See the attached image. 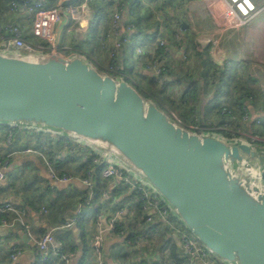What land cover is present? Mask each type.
<instances>
[{
    "label": "crops",
    "instance_id": "0c3cea01",
    "mask_svg": "<svg viewBox=\"0 0 264 264\" xmlns=\"http://www.w3.org/2000/svg\"><path fill=\"white\" fill-rule=\"evenodd\" d=\"M13 1L22 0H0V41L8 36L5 28L9 22L22 28L26 40L35 44L43 43L34 37L32 22L24 10L10 12V2ZM44 1L48 8H54L61 4H78L81 0ZM149 1L151 0H124L128 10L124 12L119 36L112 35L104 41L105 34L111 29L116 4L114 0H95L92 4L94 18L89 34L78 33L73 23L65 21L58 31V34L61 33L57 41L59 53L65 56L80 54L90 65L105 69L111 63L115 42L120 41V37H128V43L121 42L116 61L124 76L138 84L140 77L151 76L145 64V61H151L152 56L147 54L154 38L151 32L164 30L166 25L169 30L170 22L174 23L171 30L176 31V21L180 23L185 19L186 22L180 23V41L174 42L168 39L170 36L167 39L165 37L168 47L163 58L166 67L171 66L174 72L180 67H177L178 62L182 66L189 60L193 62L196 71L192 77L199 83L196 97L199 105L195 111L206 116L213 124L218 122L215 120L220 119L222 123L246 113L248 116L253 114L258 121L264 122V118L258 117L260 113H264V0H253L258 9L257 14L240 29L226 32L215 45L208 43L215 37L212 36L214 29L211 21L205 14L204 0H179V6L182 7L180 16L169 12L171 14L168 17L164 14L166 21L161 20L154 28H144L143 25L147 23L146 15L143 10H139L138 5ZM192 1L196 3L194 7L191 5ZM168 18L170 21H167ZM128 27L131 30H127ZM137 46L142 47L145 52L143 55L137 53ZM8 51L19 53L14 48ZM183 59L188 60L184 62ZM169 71L167 69V73ZM174 72V76L172 72L168 73L165 82L166 86L177 88L179 83H176V79L181 75ZM183 73L190 75L186 68H183ZM253 101L259 102L254 104ZM247 102L252 108L246 111ZM250 119L256 121L251 116ZM248 120L246 118L245 121ZM222 132L236 137L231 141L233 143H264L259 140L249 143L243 140L246 134ZM68 137L63 138L56 133L40 135L24 126L0 124V173L3 174V178H0V203L10 202L20 209H26L29 224V231L20 224L0 228V264H46L40 258L34 241L47 232L54 234L52 250H61L59 256L53 254L51 264H141L145 261L155 264L159 254L153 244L145 239L141 247L137 248L135 240L131 245L126 235L135 228L147 225L146 217L154 212L146 213L142 203L137 201L136 192L130 186L124 185L119 178L105 180L97 177L92 195L84 183L92 163L87 158L88 153L97 157L108 156L128 166L98 147L69 135ZM43 143L54 146V154L49 155L53 162V172L41 157L20 152ZM78 143L89 152L76 146ZM255 149L262 150L258 147ZM62 178L68 180H59ZM134 178L137 179L136 176ZM137 180L141 185L157 192L151 185L142 183L139 178ZM83 204V209L79 212L80 205ZM2 217L0 214V219ZM74 218H78L76 223H73ZM112 223L117 226L118 231H110ZM98 234L103 238L100 252L94 248V240ZM14 247L25 250L16 263L10 257V250ZM63 256L69 260L65 261ZM214 261L215 259L213 264ZM224 262L227 261H217L215 264ZM161 264L176 262L165 259Z\"/></svg>",
    "mask_w": 264,
    "mask_h": 264
},
{
    "label": "water",
    "instance_id": "95a60500",
    "mask_svg": "<svg viewBox=\"0 0 264 264\" xmlns=\"http://www.w3.org/2000/svg\"><path fill=\"white\" fill-rule=\"evenodd\" d=\"M0 124L104 150L146 179L216 256L264 264V150L193 133L129 82L58 52L0 51Z\"/></svg>",
    "mask_w": 264,
    "mask_h": 264
},
{
    "label": "built area",
    "instance_id": "2783aa9c",
    "mask_svg": "<svg viewBox=\"0 0 264 264\" xmlns=\"http://www.w3.org/2000/svg\"><path fill=\"white\" fill-rule=\"evenodd\" d=\"M95 0H81L78 4L67 3L61 4L54 8H48L44 0H22L21 2L13 1L10 6L15 12L20 9L26 12L27 17L32 22V33L34 37L43 41V44H35L28 41L24 37V32L21 27L17 25H11L7 27V37H4L0 41V51H8L10 48L16 49L19 53L24 54H36V53H59V45H57L60 34H58L59 28L65 21H70L75 25V28L80 34H89L90 26L94 18L93 2ZM116 4V10L112 14L111 29L104 36L106 38L115 35L119 36V32L123 23L124 12L128 10L124 0H114ZM205 14L211 21L213 27V34L215 38H211L208 41L209 44L215 45L218 39L222 37L226 32H232L240 29L247 24L258 12L257 6L253 0H204ZM12 11V12H13ZM127 30H131L128 27ZM120 41L115 42L113 51L111 53V59L114 63L118 56L121 42L128 43V37H120ZM168 41L165 37L156 40V49L154 50L156 57L151 58V61L147 64V70L157 77L158 82L162 83V75L167 72L165 61L157 56L158 48L166 50L168 47ZM139 55H143L145 52L141 49L137 51ZM62 55V54H61ZM65 56V55H63ZM78 57L82 56L77 54ZM70 58V56H65ZM116 65L113 64L109 68L114 70ZM117 67V66H116ZM105 74L114 75L109 70L104 71ZM117 81L125 80L122 77H114ZM203 132L198 134L204 136ZM82 147L79 143L76 145ZM89 152L88 149H85ZM20 152L31 153L41 157L50 171L53 172L52 160L49 155L54 154L52 144H41L38 147H27ZM90 162L94 164V168L88 171V178L84 180V183L88 187V191L92 195L94 192L95 179L101 177L105 180L119 178L124 185L130 186L137 194V201L142 203V208L148 212H154L146 217V224L159 223L165 229L171 233L172 239L178 244L182 252L184 264H213V253L206 248L192 233L183 226L178 216L170 211V208L163 203L162 197L155 191L148 189L145 185H141L137 179L128 174L129 168L124 166L118 161L112 160L108 156L97 157L92 153H88L87 156ZM55 178V175L53 174ZM0 178H3V174L0 173ZM61 181H67V178L59 179ZM91 199V197H90ZM84 205H80V210ZM0 214L3 216L0 219V228L14 227L18 224L22 225L26 231H29V224L27 221V210L20 209L16 205L10 202L0 203ZM9 216H8V215ZM172 218H176L177 221H173ZM179 219V220H178ZM78 218H74L73 223H76ZM181 222V223H180ZM71 225V224H68ZM116 225L111 224L110 231L115 232ZM54 234L47 232L39 239L34 241V246L40 253V258L46 264H51V258L59 256L60 249L52 250L51 246L54 243ZM103 238L101 234L96 235L94 240V248L97 252L102 249ZM143 240L140 236H135V246L140 248ZM25 250L22 248L14 247L10 250V257L13 263H16L18 259L22 257ZM65 261H68V257H62ZM130 264V263H123ZM141 264H153L150 261H145Z\"/></svg>",
    "mask_w": 264,
    "mask_h": 264
},
{
    "label": "rangeland",
    "instance_id": "374dc122",
    "mask_svg": "<svg viewBox=\"0 0 264 264\" xmlns=\"http://www.w3.org/2000/svg\"><path fill=\"white\" fill-rule=\"evenodd\" d=\"M184 2V1H183ZM187 2V1H186ZM155 3V4H154ZM180 2L179 0H151L149 2H144V4L139 3L138 8L139 10H143L145 13V17H146V24H144V28H154V26H156L157 23H160V21H164V14L166 17H168V15H170L172 13H175L176 15L180 16L182 13V7L179 6ZM154 5V6H151ZM191 5L194 7L196 5V3L194 4V2L192 1ZM179 6V7H178ZM178 7V8H177ZM10 12L13 11L11 9V6H9ZM13 13H16L15 11H13ZM1 17V16H0ZM173 18V17H172ZM171 18V19H172ZM175 20V19H174ZM166 21V20H165ZM167 21H170V19L168 18ZM183 22H186V20L182 19L180 21V23L183 24ZM180 23H178L176 21L175 25H177L176 31L171 30V28L173 27L174 23L170 22L169 23V30L167 25L164 26V30L160 29V31L157 29L156 31H152L151 35L154 37L153 38V42L152 44L149 46L151 49H148L147 54L152 55L153 57H156V54L154 52V50L156 49L155 45H156V40L163 37H171L168 39H172L174 42H178L180 41ZM14 25L8 22L7 27ZM189 25V24H188ZM171 31V33H170ZM7 32V31H6ZM137 51L139 49L142 50L141 46H137ZM161 48H158V50H160ZM187 55V54H186ZM77 55H70V58H74ZM151 56V58H153ZM78 57V56H77ZM84 60V59H83ZM188 59H183L184 62H186ZM149 63V60L145 61V64L147 66V64ZM187 65V66H185ZM93 66V65H92ZM176 68V72L172 71L173 69L168 68L170 71L168 72L169 74H173L174 73H179L178 75L184 76L183 74V68H186L188 70V72L190 73L191 76L194 75L193 72L196 71V67L194 66L193 62L191 60L187 61L183 66L180 64V62L177 63V67ZM94 67V66H93ZM96 68V67H95ZM97 69V68H96ZM99 70V69H98ZM106 69H103V71L99 70L101 73H104ZM147 70V67H146ZM151 73V72H150ZM167 72H165L162 75V83L159 85H162V94H161V98H162V102L164 104L162 108V110L164 112H166L170 118L173 120V122L183 126L184 128L188 129L189 131L196 133V134H201L202 131H206V130H218V131H227V132H237L234 134H238V133H242V134H246L247 136H243V140L248 141L249 143L254 142L255 140H259V141H263L264 142V122L262 121H258L257 118H255L253 116V114H251L250 116L255 119L256 121H251L252 119H250V116L244 114L241 115V117L232 119V120H224L222 123L220 119L215 120L218 122L210 123V124H199V116L198 113L195 111V109H197L196 107L199 105L198 100L193 99V97L191 96V94L189 93L188 89V83L187 82H182L179 83V85L177 86V88H175V86H166V76L169 75ZM152 77H155L157 79L156 76H154L151 73ZM175 74H173L174 76ZM112 76V75H111ZM180 76V77H181ZM112 77H116L115 75H113ZM147 77V78H146ZM149 76H145V77H140V82L138 84H142V85H147L150 81V79H148ZM176 78V77H175ZM121 81V80H120ZM171 85V84H170ZM133 86V85H132ZM169 87V88H168ZM186 91V92H185ZM153 101H155L154 99H151ZM259 102V101H258ZM257 101H253L254 104L258 103ZM248 103V102H247ZM261 103V102H260ZM160 106V104H159ZM251 105H247V108L245 107V110H251L252 107H249ZM224 110V109H223ZM224 113V111H223ZM184 116H183V115ZM225 114V113H224ZM261 114V113H260ZM258 115V117H262L264 118V113L261 115ZM247 119H249L248 121H245ZM213 120V119H212ZM209 121V120H208ZM242 121V122H241ZM264 121V120H263ZM241 122V123H240ZM214 127V128H213ZM256 129V130H255ZM258 131V132H257ZM203 132V133H204ZM204 136H212L215 138H219L222 140H227V138L220 132H216V131H209L206 134H203ZM43 144H49V143H43ZM41 145V144H40ZM40 145H36V146H31V147H38ZM51 145V144H50ZM252 147L257 148L255 145L250 144ZM54 147V146H53ZM133 170L129 168V175L132 176H136V178L142 182V183H146L148 186H150V184L148 183V181L142 177H140L139 175H136L135 173L132 172ZM172 220L177 221L176 218H172ZM179 220V219H178ZM181 223V222H180ZM213 257L215 259L214 264L218 261L220 263H222L224 260L219 258L218 256H216L213 253ZM224 264H229V263H225Z\"/></svg>",
    "mask_w": 264,
    "mask_h": 264
},
{
    "label": "trees",
    "instance_id": "16d2710c",
    "mask_svg": "<svg viewBox=\"0 0 264 264\" xmlns=\"http://www.w3.org/2000/svg\"><path fill=\"white\" fill-rule=\"evenodd\" d=\"M12 2H10L11 4ZM2 14V12L0 11V15ZM7 27L5 28L6 31ZM43 44V43H41ZM164 49H160L157 50V56L163 58V54H164ZM115 64L116 66L114 67V70H110V66ZM167 66V64H166ZM106 70L111 71L112 74H114L115 76H119L125 79V81L129 82L130 84H132L137 91L146 99H154L156 103H158V105L160 104L161 107L164 106L163 102H162V98H161V92L163 90L162 85H159L158 80L155 77H152V75L149 77V83L147 85H142V84H136L134 83L132 80H130L129 78L125 77L124 74L121 72V68L120 65L117 61H115L114 63L112 62L111 59V63L108 65L107 68H105ZM168 69V68H167ZM99 70L103 71V69L99 68ZM187 82L188 83V91L191 94V96L193 97V99L196 100V97L198 95V91H199V83L198 81H196L195 78H193L191 75H184V76H178L176 79V83H181V82ZM186 92V91H185ZM199 124L202 125L204 124H210L212 122H210L209 119H207L206 116H201L199 115ZM209 120V121H208ZM210 122V123H209ZM6 126H13V127H19L22 125H8V124H4ZM27 129L30 130H34L40 133V135H52L54 133L62 136L63 138H69L67 133H61L60 131H56V130H52V129H43V128H35V127H31V126H24ZM209 131H216V132H220L222 133L226 138L227 141H234L236 139V137H234L233 135H231L230 133H226V132H222V131H218V130H206L203 134H206ZM256 147H258L259 149L264 150V143H260V142H254V144ZM92 167L94 168V164L91 163L88 170L90 171L92 169ZM163 203H165L169 208L170 211H173L171 209V207L163 200ZM84 205V204H83ZM183 223V222H182ZM183 226L187 229V227L184 225ZM116 230L117 226H116ZM115 230V231H116ZM128 231V230H126ZM127 239L128 242L132 245L134 244V240H135V236H140L142 238L143 241L149 240L153 246L156 249V252H158L159 254V259H155L156 263L155 264H161V262L165 259H170L172 261H175L176 264H184V259L182 257V252L181 249L179 248L178 244L172 239L171 237V233L166 230L163 226H161V224L159 223H153V224H147L144 227H140V228H135L132 230V232L130 231L129 233L127 232Z\"/></svg>",
    "mask_w": 264,
    "mask_h": 264
}]
</instances>
